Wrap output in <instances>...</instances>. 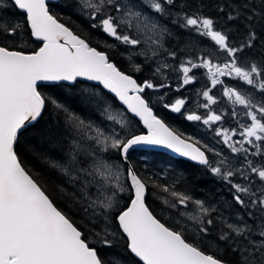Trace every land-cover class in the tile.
<instances>
[{
	"label": "snow or ice",
	"instance_id": "6c2138e0",
	"mask_svg": "<svg viewBox=\"0 0 264 264\" xmlns=\"http://www.w3.org/2000/svg\"><path fill=\"white\" fill-rule=\"evenodd\" d=\"M145 5L152 15L145 11ZM65 6L78 12L92 30L112 38L109 49L117 48L116 42L125 46L120 55L127 54L130 62L134 56L155 58L162 49L166 57L178 56L177 51L163 48L164 38L173 34L154 19L155 14L165 15L168 6L174 7L175 0H69ZM12 8L20 18L10 11ZM177 16L182 17L181 28L212 42L211 50L197 57L198 63L188 58L173 69L183 74L180 87L193 83V69L202 68L213 87L224 84L221 77H233L261 94V100L254 101L250 93L238 88L223 89L224 97L242 106L247 122L240 123L239 130L216 128L215 136L222 138L230 153L243 156L242 163L237 160L239 167L223 150L217 151L171 128L142 95L146 89L168 85L154 83L153 79L141 83L121 70L109 51L91 46L86 37L61 22L51 12L48 0H0V264H228L213 254L212 250H219L221 245L235 257L231 264H264V55L259 60L242 55L245 48L254 47L256 28L264 29V0H260L259 12L247 2L229 12L228 21H247L246 42L238 47L231 46L228 34L217 30L212 18L188 15L183 9ZM144 33L151 34L147 41L142 39ZM30 42L39 43V47L26 50ZM142 44L148 48L136 51ZM221 55L223 62H214ZM141 67L132 63L135 72ZM169 68L165 59L153 69V77L166 79L165 70ZM81 78L97 82V86L114 94L127 112L139 117L146 132L134 134L123 112L113 114L102 92L83 89L87 95H82L80 102L95 103L97 108L104 105L101 115L112 122L108 131L42 91L61 87L63 82L74 86ZM210 92L204 90L206 103L197 105L208 110L204 116L182 112L186 98L165 102L161 96L158 103L188 121L212 126L222 121L224 114L210 110L217 102ZM49 107L55 120L46 129L49 140L56 143L71 137L65 156L51 165L74 187L72 200L78 212L84 214L87 234L22 166L16 151L20 135L33 127ZM237 115L233 110L232 116ZM236 135L239 140L234 139ZM150 146L170 149L219 177L229 187L231 197L230 203H222L229 208L238 206V211L249 219L238 215L233 223L217 215L209 201L178 190L187 183L180 175L172 177L170 183L151 180L154 188L166 194L161 197L163 202L175 210V217L169 218L174 223L162 222L146 204L149 181L129 163L131 151ZM113 154L117 163L109 162ZM249 155L261 157V162L255 163ZM237 177L240 182H234ZM125 191L130 193L129 202L121 205L120 193ZM213 229H217L215 234ZM89 237L95 244L89 242ZM96 244L123 247L127 255L105 261Z\"/></svg>",
	"mask_w": 264,
	"mask_h": 264
},
{
	"label": "trees",
	"instance_id": "16d2710c",
	"mask_svg": "<svg viewBox=\"0 0 264 264\" xmlns=\"http://www.w3.org/2000/svg\"><path fill=\"white\" fill-rule=\"evenodd\" d=\"M68 2L69 0H59L55 3H49L51 12L54 15H57L58 18L61 19V22L72 27L74 31L83 37H86L91 46L98 47L100 50L109 51L113 61L116 62L121 69L128 72L125 65H122V58L127 57V54L124 56L120 55L122 51L119 48V45L115 49H109L108 45L112 43V38L106 37L99 31L92 30L90 26L84 22L83 17L72 8L65 6ZM245 2L254 4L256 11H260V0H175V6H168L167 13L163 16L160 15V17L165 23L172 25L174 29L178 28L179 30L184 29L179 26V23L182 22V17L177 16V13H179L181 9H183V12L188 15L198 14L210 17L214 20L217 30H222L228 34L231 46L238 47L240 44L246 42L248 35V29L246 27L247 21L242 18L228 21L227 16L229 12H234L235 8ZM221 7H223V11L220 10ZM11 12L15 13L16 16L20 18V13L16 9L12 8ZM168 13H170V15ZM248 14L250 13H245V15ZM173 21H177V23L174 24ZM254 23L259 24L260 22L254 21ZM166 43L170 47V50H175L178 54L176 59H171L172 64H176L178 59H181L180 57L197 60V49L195 50L188 43V40L181 37L178 32L173 36H169L166 39ZM38 46L39 43L30 42L28 43L26 50L31 51ZM242 55L243 58L249 60H259L261 56L264 55V29H260L259 27L256 28L254 47L251 49L245 48ZM222 59L223 56L220 61ZM128 73L133 75L138 82L142 83L145 79H153L154 83H158L159 77H153L148 71L147 65H144L140 72ZM221 78L224 81L225 86L231 87L228 78ZM250 87L253 90L254 101H260L261 94L253 89L252 86ZM86 88L95 90L97 93L102 92L105 97H109L110 100L116 104L114 98L100 89L99 86L81 80H79L74 86L63 83V86L61 87L42 89V91L47 96L59 99L61 103H64L71 111L75 112L76 115L82 118L89 117L87 120L92 122L107 124L108 121L101 115V107L97 108L94 104L86 105L80 102V96H82L81 92ZM50 112L51 109L49 107V109L45 110L43 117L36 122L33 127H29L20 135L19 142L16 145V151L22 162V166H24L30 174L37 179L50 197L57 203V206L74 219V221L87 234L88 226L84 223V214L83 212H78L77 206L74 205L72 200V194L75 189L68 186L69 182L67 179L51 165L52 161L61 160L65 156L68 151L67 140H69L70 137H63L62 142L56 143L49 140L46 135V129L51 127L55 122L54 115H50ZM157 115L163 118L171 128L179 133L177 127L180 123L177 124L170 122L166 116L164 118L159 113H157ZM130 119L134 124V126H132V132L137 133L141 131L138 121L131 116ZM62 124L63 117H61V125ZM252 151H255V149L252 148ZM130 153L132 154H129V163L141 177L149 181L146 193V204L153 214L161 219L162 222L173 223L170 222L167 215V209L165 207L164 211L159 209L160 204L164 203L161 197L166 196V194L161 193L158 188H154L151 180H159L161 183H170L172 177L180 175H183V177L186 178L187 183L181 186L178 190H186L189 195L197 198L198 195H201L204 200L209 201L210 203L212 202L210 201V198L212 197L217 200L216 203L212 204L216 207L217 215H222L225 218L226 215H223V208H226L225 204L227 203L222 202H231V197L228 195L229 187L223 180L212 175L204 166L196 165L181 158L171 157L160 151L148 150L142 152L146 155L145 159L136 157L138 156L136 152ZM256 157L261 160V157ZM165 174L167 179H164ZM221 194H226V197L221 196ZM129 195V192L126 195H123V202L121 205L128 202ZM232 209L237 210L238 206ZM243 215L247 217L246 213ZM216 231L217 229H213L214 234ZM89 242L95 244V241L91 237H89ZM95 246L97 247L99 255L105 261H109L113 257H123L127 255L123 247L120 246L112 248L101 247L98 244ZM212 251L213 254L222 258L228 262V264H231L235 259L231 251L226 250L223 245H221L219 250L213 249Z\"/></svg>",
	"mask_w": 264,
	"mask_h": 264
},
{
	"label": "rangeland",
	"instance_id": "374dc122",
	"mask_svg": "<svg viewBox=\"0 0 264 264\" xmlns=\"http://www.w3.org/2000/svg\"><path fill=\"white\" fill-rule=\"evenodd\" d=\"M11 11V10H10ZM145 11L149 14L152 15L151 10L147 9V6L145 5ZM78 13V12H77ZM79 14V13H78ZM80 15V14H79ZM17 18H19L18 16H16ZM154 19L158 20V22L162 25V26H166L168 28V30L174 35L175 33L178 32V34H180L181 37L186 38V40H188V43L198 52V56L199 57L201 55L202 52H208L211 50L210 45H212V42L206 38V37H201L199 36L197 33H195V31H190L188 29H181L179 30L174 29L172 27V25H169L167 23L164 22V20L160 17V14H155ZM149 35H151L150 33H144L142 36V39L147 41L149 38ZM171 35V36H173ZM169 36H166L163 40V48L170 50V47L167 45L166 43V39ZM112 43L114 42L113 39ZM117 45H119L118 42H116ZM120 49L122 52H124V47L123 45H119ZM148 45L147 44H142L140 47H138L136 49V51H141L142 49H147ZM223 55H221L219 57L218 61H214V62H223V59L220 61V59L222 58ZM149 57H151V51L149 50ZM178 59L176 64H172L171 63V57H166L165 54H163V49L161 50V54L156 56L155 58H150L148 60L145 59L144 56H134L133 57V61L130 62L128 60L127 57H123V64L124 61L126 62L125 68L128 72H135L132 70V63H136V64H140L142 67L144 65L148 66V70H150V73L153 75V69L156 67L157 64L161 63L162 61H164L166 59V62L170 65V68L165 70V75H166V79L162 76H157L159 77L158 79V83H164L166 85H168V87L163 88V89H157V90H150L148 91L147 95H146V100H149L150 104L157 110L161 111L162 110V104L158 103V99L159 97L163 96L165 102H172L174 101V98H186V101L188 103V100L190 102H192L191 106H187L185 105V108H189L192 111H197L199 113V115L204 116L208 110L201 108V107H197V105L199 104H203L206 103L205 98L203 97L202 93L204 90L206 89H211L210 94L213 95L214 97H216L217 102L214 105L210 106V110L211 111H215L217 112V114H224V119L220 122H216L214 125L212 126H207L204 125L202 121H193L190 123V127H191V133L187 134L188 136L193 137L196 140L201 141L202 144H207L209 147H213L215 148L217 151L223 150L224 154L226 156H229L230 160L233 161V163L235 164L236 167H239V163H237V160H239L240 163L243 162V156L241 154H232L230 153V150L227 148V146H224L222 143V138L220 137H216L215 136V130L216 128H237L239 130V124L240 123H245L246 121V117H244L243 115V108L242 106H236L233 105L227 97H224L222 95L223 93V89L225 87L224 84L222 85H217L216 87H213L210 83V81L208 80L207 76H206V69H193L192 74L196 76V80L189 84V85H184L183 87H180V85L183 83L182 80V76L183 74L178 72V71H174L173 69H178L179 68V64L181 61L188 59V58H182ZM193 62H199L198 60H193ZM141 67V68H142ZM229 79L230 81V86L231 87H235L240 89L241 91L245 92V93H250L252 96H254L253 94V90L251 89V87L249 85L244 84L243 82H238L235 78L233 77H226ZM222 79V78H221ZM228 87V86H227ZM88 89V88H86ZM91 90V89H90ZM95 91V90H92ZM96 92V91H95ZM189 92L190 97H186L184 96L183 93H187ZM82 95H87L86 92H81ZM82 98V96H80V99ZM106 102L108 105H111V109L113 114L117 113V112H123L124 114V118H126L130 124H131V131H132V126H134L132 120L130 119L129 114L125 111V109L120 106L119 104H114L109 97H106ZM254 99V98H253ZM95 105V103H93ZM104 107V105H101V110ZM235 110L237 111L238 115L236 117L232 116V111ZM82 118V117H81ZM89 117L83 118L85 120H87ZM105 118V117H104ZM90 121V120H88ZM95 125L100 126L101 128H103L105 131H108L110 129V126L112 124V122L108 121L107 124H102L100 122H93ZM117 128L119 127L118 125L116 126ZM71 138V137H70ZM235 140H239L240 137L239 135H236L234 137ZM217 141H220V143H217ZM238 146V145H237ZM246 147H250L248 145H245ZM250 151H252V148L250 147ZM135 152V151H132ZM144 152V151H142ZM140 153L139 151H137V155H134L138 158H142L145 159L146 155L144 153ZM132 153H130L131 155ZM209 157L212 158V153H208ZM249 159L253 160L255 163H260L261 160L258 159L257 157H253L251 155H249L248 157ZM110 163H117L118 160L115 157V155H112L111 160H109ZM216 178H219L217 176H215ZM237 180L234 182H240V178L237 177ZM68 186L74 188L70 183H68ZM96 189L93 188L92 192L93 194H95ZM128 193V191H125L123 193H120V203L122 204L123 202V195H126ZM221 196L226 197V194H221ZM195 199H200V200H204L203 197H201V195H198L197 197H194ZM211 204L216 203L217 200L213 199L212 197L210 198ZM164 207L167 209V215L168 217H175V210H172L168 207V205H166L165 203L160 204L159 209L161 211H164ZM226 208H223V215H226L225 218H228L230 222H236V216L240 215L242 216L244 219H248L245 215H243L244 213L238 211L237 210H233L232 208H229L228 204H225ZM236 209V208H235ZM170 222L174 223V219L170 220Z\"/></svg>",
	"mask_w": 264,
	"mask_h": 264
},
{
	"label": "flooded vegetation",
	"instance_id": "af4514ba",
	"mask_svg": "<svg viewBox=\"0 0 264 264\" xmlns=\"http://www.w3.org/2000/svg\"><path fill=\"white\" fill-rule=\"evenodd\" d=\"M122 60H123V58H122ZM124 63H126L125 61H124ZM149 72H150V70H148ZM184 94V96H186V97H190V94H189V92H187V93H183ZM180 98V97H179ZM175 99H177V98H174V100ZM191 101V100H190ZM189 100H188V103L186 102V105L187 106H191L192 105V102H190ZM162 117H164L165 118V116H166V118L167 119H169V121L170 122H173V123H180L179 125H178V127H177V129H178V131H179V133L180 134H182V135H184L185 137H187L188 135L187 134H190L191 133V127H190V123L191 122H193V121H188V120H186L185 118H184V116L183 115H181L180 113H173V112H171L170 110H166V109H164L163 108V106H162V110L161 111H159V110H157V109H155ZM189 111H192V110H190L189 108H185V106H184V108L182 109V112H185V113H187V112H189ZM194 112H196L197 114H199L197 111H194Z\"/></svg>",
	"mask_w": 264,
	"mask_h": 264
},
{
	"label": "water",
	"instance_id": "95a60500",
	"mask_svg": "<svg viewBox=\"0 0 264 264\" xmlns=\"http://www.w3.org/2000/svg\"><path fill=\"white\" fill-rule=\"evenodd\" d=\"M56 1H58V0H48V3L56 2ZM80 80L85 81V80H83L82 78H81ZM86 82H90V83H93V84H97V82H93V81H86ZM64 83H66V84H70L69 82H64ZM100 87L102 88V86H100ZM102 89H103V88H102ZM103 90H104L106 93L110 94V95L115 99V101H116L120 106H122V107L126 110V107L123 106L122 103H121L118 99H116V98L114 97V94L109 93L108 90H106V89H103ZM126 111H127V110H126ZM128 113H129V112H128ZM129 114H130L133 118H135V119L138 121V123H139V125H140V127H141V129H142L141 132H146V129L144 128L142 122L139 121V117H135L134 114H132V113H129ZM139 133H140V132H139ZM139 133H135V134H139ZM141 150H154V151H160V152L166 153L167 155H169V156H171V157H174V158H181V159L187 160V161H189V162H191V163H194V164H196V165H199V164H197L196 162L190 161V160H189L188 158H186V157H181L179 154L174 153L172 150H170V149H166V148H164V147H160V146H150V147H147V148H144V149H141ZM201 166H202V165H201ZM128 202H129V201H128Z\"/></svg>",
	"mask_w": 264,
	"mask_h": 264
},
{
	"label": "bare ground",
	"instance_id": "6f19581e",
	"mask_svg": "<svg viewBox=\"0 0 264 264\" xmlns=\"http://www.w3.org/2000/svg\"><path fill=\"white\" fill-rule=\"evenodd\" d=\"M55 3V2H54Z\"/></svg>",
	"mask_w": 264,
	"mask_h": 264
}]
</instances>
